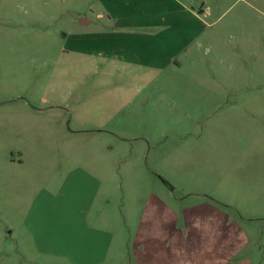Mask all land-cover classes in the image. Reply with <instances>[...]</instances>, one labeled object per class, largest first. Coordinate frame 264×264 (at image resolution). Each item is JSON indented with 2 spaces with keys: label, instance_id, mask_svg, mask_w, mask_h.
Returning <instances> with one entry per match:
<instances>
[{
  "label": "rangeland",
  "instance_id": "rangeland-1",
  "mask_svg": "<svg viewBox=\"0 0 264 264\" xmlns=\"http://www.w3.org/2000/svg\"><path fill=\"white\" fill-rule=\"evenodd\" d=\"M31 1L0 0L10 263L203 264L216 213L218 262L236 264L229 237L264 216V0H185L206 30L166 71L73 54L69 12Z\"/></svg>",
  "mask_w": 264,
  "mask_h": 264
},
{
  "label": "crops",
  "instance_id": "crops-1",
  "mask_svg": "<svg viewBox=\"0 0 264 264\" xmlns=\"http://www.w3.org/2000/svg\"><path fill=\"white\" fill-rule=\"evenodd\" d=\"M39 1L48 10L69 12L60 17H64L72 28L68 38L71 39L70 51L73 54L104 61L117 59L120 63L117 69L121 70L180 69L182 59L189 56L191 46L199 41L206 30L202 19L206 15V9H196L185 0ZM8 163L22 166V162L14 160ZM25 201V197H18L17 202H20L22 210L26 207ZM10 202L12 199L9 200L8 197L0 199V203L6 206L5 213L12 209L7 208ZM22 214L23 218L28 219L29 208L26 207ZM221 218L216 213H209L203 218V224L209 225L206 228L209 231L205 235L210 234V228L216 233L213 237H201L202 247L213 248L210 255L202 261L203 264H221L218 261L223 260L219 250L221 240L217 237L221 232ZM243 221L247 227L246 241L242 243L229 237L227 250H233V258H239L236 264H264V216L256 215ZM237 223L234 221L232 224L238 227ZM226 225L230 226V221ZM239 231L243 232L240 225ZM2 235L4 233L0 231V264H11L10 258L8 259L11 256L1 242ZM22 258H26L24 253ZM158 264L168 263L161 261Z\"/></svg>",
  "mask_w": 264,
  "mask_h": 264
}]
</instances>
